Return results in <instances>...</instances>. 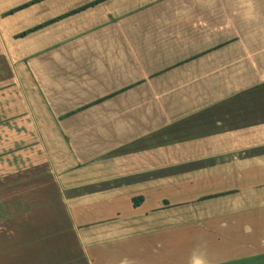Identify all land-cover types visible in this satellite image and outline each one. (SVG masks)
<instances>
[{"label": "crops", "instance_id": "obj_1", "mask_svg": "<svg viewBox=\"0 0 264 264\" xmlns=\"http://www.w3.org/2000/svg\"><path fill=\"white\" fill-rule=\"evenodd\" d=\"M25 1L0 0V11ZM51 1L22 8L41 5L25 10L26 27L58 14L47 16ZM208 1L173 5L179 26H200L201 48L94 53L117 74L89 98L56 111L46 94L39 107L28 98L57 196L31 204L24 245L0 237V264H264V0H218V13ZM179 26L183 44L192 31ZM36 33L28 53L40 50ZM12 83L0 87L19 99Z\"/></svg>", "mask_w": 264, "mask_h": 264}, {"label": "rangeland", "instance_id": "obj_2", "mask_svg": "<svg viewBox=\"0 0 264 264\" xmlns=\"http://www.w3.org/2000/svg\"><path fill=\"white\" fill-rule=\"evenodd\" d=\"M68 1L74 3L73 7H77L90 0ZM184 1L186 0H109L105 1L106 3H97L95 7L87 8L73 16H66L61 18V21L39 29L36 34L42 35L34 44L40 48L36 53H28L33 46L31 39L26 36L23 38L21 43H25L26 47L30 44L26 49L20 41H15L13 36L18 29L26 27L22 19L26 9L18 11V15L17 12L5 14V10L0 11V84L9 80H13L12 85L17 82L18 89L15 88L13 93L19 95V100L28 110L26 122L30 124L31 130L29 137H12L11 129L16 132L25 129L14 122H0V125L8 128L7 131H4L3 127L0 128V237L10 238L13 246L24 245L25 243L20 242V233L25 227L31 204L34 212L40 207H47L48 195L53 193L50 184L55 188L52 181L55 173L49 164L41 137L36 140L38 147L24 148L31 137L37 139L40 134L28 98H35L39 107L42 96L46 94L45 100L52 111L57 110L54 105L52 107V103L60 108H67L78 100L89 98L92 89V92H97L96 90L110 82L107 80L110 74H117L111 71L106 58L99 55L96 60L98 54L94 53H181L201 48L202 33L198 30L200 26L195 27L190 21L184 26H179L178 16L181 9L173 8V5L181 6ZM193 1L197 3L205 0ZM210 2L218 13V0H209L208 4ZM50 6L47 14L49 17L62 13L70 5L65 4L64 0H52ZM29 10L32 11L31 16L42 12L41 5H31L26 10L27 13ZM15 16H18L16 26L12 22ZM31 16H25L30 23L31 20L41 19ZM195 19L194 23H197ZM178 26L192 31V38H189L187 32V40H184L183 44L173 40L176 33L174 29H178ZM214 30L216 28L210 32ZM43 35L50 36V40L46 41V38H42ZM70 53L87 55L72 56ZM96 64H102L101 68ZM13 71L18 72L22 83L29 84L31 89L28 86L27 89L31 95L22 92L21 82L19 79L15 81ZM32 71H35L37 76H34ZM22 74L25 80H22ZM4 91L8 92V89ZM2 117L0 114V118ZM10 213L11 217L8 216L5 221L4 217ZM227 238L234 239L230 236Z\"/></svg>", "mask_w": 264, "mask_h": 264}, {"label": "trees", "instance_id": "obj_3", "mask_svg": "<svg viewBox=\"0 0 264 264\" xmlns=\"http://www.w3.org/2000/svg\"><path fill=\"white\" fill-rule=\"evenodd\" d=\"M38 1H40V0H27V1H25L23 3H20V4L14 6L12 8H9L6 11L5 14L13 13V12H15L17 10H20V9L30 5V4L38 2ZM102 1H104V0H90V1L84 3V4L80 5V6L72 8V9H70L68 11H65L63 13L57 14V15H55L53 17L45 19V20H43L41 22H38L36 24L30 25V26L18 31L17 33H15L14 37H22V36H25V35H27L29 33L36 32L39 29H41V28H43V27H45V26H47V25H49V24H51V23H53V22H55V21H57V20H59L61 18H64L66 16H69V15H72L74 13H77V12H79V11L85 9V8L94 6L97 3H100ZM219 45H221V44H217L214 47L207 48V49L202 50V51H200L198 53L207 52L208 50H211V49H213V48H215L216 46H219ZM5 88H6L5 85L0 87V91H1V95H0V109H2L1 110V112H2L1 114L3 116L2 121L3 122L4 121L14 122L18 126H22L23 129H25L24 131L20 130V131H17V132L15 130L11 129L12 130V137L19 138V136L22 137L23 135H24V137L25 136L29 137L30 135L28 133H30L31 130H30V124L28 122H26L27 113H26L25 107H24L23 103L21 102V100H19L18 98H13V96H10L9 94H6L7 92L4 91ZM93 102H89V103L80 105V106H78V107H76L74 109H71V110L63 113V114H60L57 117L58 118H63L65 116H67L68 114H71V113H73L75 111H78L80 109H83V108L89 106ZM1 127H3L4 131L8 130V128L6 126H4V125H0V128ZM28 141H29V142H27L28 145L27 146L25 145L26 147H24V148L27 149L28 146H30L31 148L38 147V144L36 143V139L34 137H31V139H29ZM32 152H34V150H32ZM2 153H8V152L7 151H5V152L2 151ZM50 188H51L53 193H50L49 196L51 197L50 199H52L53 196H57V195L55 193V188H52V184H50Z\"/></svg>", "mask_w": 264, "mask_h": 264}, {"label": "clouds", "instance_id": "obj_4", "mask_svg": "<svg viewBox=\"0 0 264 264\" xmlns=\"http://www.w3.org/2000/svg\"><path fill=\"white\" fill-rule=\"evenodd\" d=\"M197 264H204V262L201 261V260H198V261H197Z\"/></svg>", "mask_w": 264, "mask_h": 264}]
</instances>
